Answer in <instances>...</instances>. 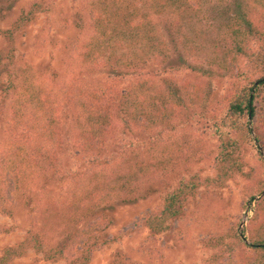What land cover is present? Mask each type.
<instances>
[{
	"label": "trees",
	"instance_id": "16d2710c",
	"mask_svg": "<svg viewBox=\"0 0 264 264\" xmlns=\"http://www.w3.org/2000/svg\"><path fill=\"white\" fill-rule=\"evenodd\" d=\"M26 1L0 0V35L8 43L0 48V105L8 111L0 134V211L11 216L19 202L34 217L23 238L2 249L0 264L28 251L50 263L88 264L97 246L112 240L107 231L116 200L147 198L154 179L186 172L211 154L215 175L205 183L221 186L236 174L249 183L245 198L255 207L241 262L264 264V194L254 201L264 189V0H136L131 8L109 0L114 11L104 0L92 3L74 23L85 37L67 45L70 76L58 83L57 73L45 76L47 64L19 62L13 45L57 0ZM198 46L205 66L184 57ZM158 55H165L166 68L155 64L152 78L149 63ZM160 68L167 73L161 76ZM181 68L208 79L232 75L233 82L213 98L199 82L169 78ZM197 120L203 132L190 129ZM210 138L217 140L213 149ZM67 140L88 157L72 172L63 167ZM251 150L256 161L246 169ZM201 183L179 177L144 226L165 232ZM13 230L0 225V233ZM231 235L241 240L237 231Z\"/></svg>",
	"mask_w": 264,
	"mask_h": 264
},
{
	"label": "rangeland",
	"instance_id": "374dc122",
	"mask_svg": "<svg viewBox=\"0 0 264 264\" xmlns=\"http://www.w3.org/2000/svg\"><path fill=\"white\" fill-rule=\"evenodd\" d=\"M135 1L126 0L121 6L127 5L131 8ZM98 2L100 5L103 3L101 0H57L45 12L38 14L34 21L26 26L25 31L20 32L15 38L13 45L19 62H30L32 67H40L38 66L40 64L44 68L47 64L45 76L53 77L51 74L57 73L58 78L54 79L57 83L59 79L62 82L69 77L70 74L66 71L67 45L69 46L79 36L85 37L84 34H79L74 23L79 15L85 19L89 6ZM104 5L114 11L109 0H104ZM7 21L8 19L6 24ZM2 36L0 35V48L8 44ZM202 50V47L198 46L191 55L187 54L184 57L190 62H199L205 66ZM188 51L184 48V52ZM163 58L165 55L152 57L154 60L149 63L152 78ZM155 64L158 69L154 68ZM165 64L161 63V66L164 65L166 68ZM165 70L160 68L161 76L167 73ZM168 75L173 80L189 79L199 82L203 88L206 87L211 92L213 98H219L228 92L233 82L232 75L208 79L196 72L195 68L193 70L181 68L179 72H169ZM97 77L109 79L102 74H96ZM154 78L159 80V77ZM126 82L128 79L121 80L118 86H123ZM1 109L3 108L0 105V134L6 126L5 120L8 116L6 107ZM248 121H250L249 116ZM65 124L63 130L68 133V120ZM204 128V121L198 123L197 120L190 129L203 132ZM252 136H255L253 131ZM209 141L210 149H213L217 140L210 138ZM69 142L66 141L68 150L63 157V167L64 171L72 172L76 170L79 159H88V157L70 147ZM260 149L264 156V149ZM254 154L255 151L251 150L244 155L246 169L255 164ZM214 175V154H211L209 158H199L194 161L186 172L182 168H177L163 179H154L152 181L154 193L147 198L135 202L125 198L116 200L111 210L112 219L107 231V238L112 240L108 244L97 246V249L91 253L88 264H242L241 253L246 250L244 244H250L247 238L248 231L244 229L249 225L255 207V203L250 205L249 199L246 200L245 197L252 191L249 190L247 179L238 174L227 179L221 186L204 182L205 178H212ZM181 176L196 178L202 183L196 194L185 200L182 213L170 222L169 228L163 233L154 234L144 226L143 220L149 214L161 209L165 191L173 189ZM263 191L264 189L261 193ZM261 193L254 197V201L262 197L264 193L260 195ZM56 194L59 196L60 192L57 191ZM259 195L260 197L256 198ZM13 210L11 216L0 211V225L14 228L8 234L0 233V255L4 247L16 244L31 228L34 212L26 207L23 208L19 202L16 207L13 206ZM106 223L107 221L104 225ZM234 231L239 233L241 240L231 235ZM9 264H67V260L50 263L40 254L28 251L27 254L11 260Z\"/></svg>",
	"mask_w": 264,
	"mask_h": 264
},
{
	"label": "water",
	"instance_id": "95a60500",
	"mask_svg": "<svg viewBox=\"0 0 264 264\" xmlns=\"http://www.w3.org/2000/svg\"><path fill=\"white\" fill-rule=\"evenodd\" d=\"M257 84H258V82H255V84H254V86H253V89H254V87H255ZM249 118H250V113H249ZM248 125H249V127L251 126V125H250V121H248ZM260 151H261V149H260ZM261 152H262V151H261ZM262 193H264V191H263ZM262 193H261L260 195H262ZM260 195H259L258 197H256V198H259ZM241 237L244 238L242 234H241Z\"/></svg>",
	"mask_w": 264,
	"mask_h": 264
}]
</instances>
